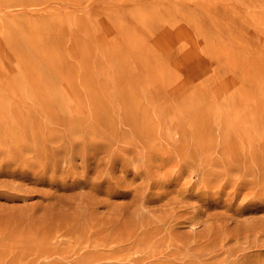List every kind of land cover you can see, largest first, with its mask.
<instances>
[{"label":"rangeland","instance_id":"rangeland-1","mask_svg":"<svg viewBox=\"0 0 264 264\" xmlns=\"http://www.w3.org/2000/svg\"><path fill=\"white\" fill-rule=\"evenodd\" d=\"M0 264H264V0H0Z\"/></svg>","mask_w":264,"mask_h":264}]
</instances>
